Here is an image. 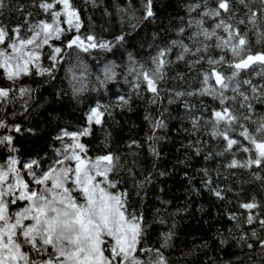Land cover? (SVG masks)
<instances>
[{
	"label": "snow or ice",
	"instance_id": "snow-or-ice-1",
	"mask_svg": "<svg viewBox=\"0 0 264 264\" xmlns=\"http://www.w3.org/2000/svg\"><path fill=\"white\" fill-rule=\"evenodd\" d=\"M85 2L93 8L103 5V0ZM6 7L5 0H0V10ZM32 7L40 10L42 18L34 20L33 13L20 4L17 11L24 15L23 23L10 26L0 22V78L9 82L8 87L0 86V148L8 152L0 162V264H171L165 253L172 247L176 221L173 219L160 233L159 247L148 245L146 237L151 225L143 212L131 205V193L121 188V180L113 178L123 166L121 157L111 151L90 156L88 146L82 142L92 134L93 126L103 127L105 117L111 116L107 106L96 103L90 107L83 127L60 130L56 139L62 147L46 168L37 159L25 162L15 155L17 137L34 135L37 129L9 120L6 113L9 105L19 102L23 114L30 116L37 89L18 82L41 77L44 83H51L59 67L73 56L76 63L68 69L69 83L72 98L79 100L89 90L92 75L81 54L91 55L94 50L110 53L124 47L145 22L158 20L157 0H140L139 8L132 0L117 5L114 10L122 27L111 40L92 29L82 31L85 21L73 0H34ZM185 7L187 19L180 18L182 26L175 29L176 39L157 43L160 33H153L152 42L141 45L150 49L145 61L128 52L125 80L137 94L141 88L149 93L151 104H159L163 102L161 93L165 91L170 66L184 62L196 73L199 87L167 89V102L182 100L192 130L197 132L203 127L213 140L223 143L222 150L204 155L205 160L214 156L226 159V163L218 165L215 177L224 172L235 175L232 170L245 169L264 186V113L257 111L258 105L264 106V48L253 51L249 39L252 32L257 43L264 42V0H190ZM104 15L111 16L112 12L104 7ZM88 21L92 23L91 17ZM242 25L245 30H241ZM69 34L70 38L65 39ZM213 50H218L219 55H212ZM118 68L115 62L104 63L95 76L96 83L103 87L116 80ZM242 74L249 78H242ZM252 76L259 79L253 80ZM177 78L185 77L178 74ZM63 95L62 91L56 93L57 97ZM184 97H211L216 106L206 107L201 100L197 108ZM118 99L123 107L130 98ZM164 112L155 119L145 117L153 128L147 139L155 158L161 156L156 144L163 139L155 135V130L167 127ZM108 135L106 132V138ZM200 144L197 140L196 145ZM196 145L191 146L199 156L202 147ZM133 146L140 147L139 142L132 141L129 147ZM201 171L203 186L217 200H226L231 189L221 188L209 169ZM128 172L133 175L132 169ZM152 182L149 173L134 185L135 195L141 196ZM183 211L187 209H177L170 215ZM157 212L159 215L160 210ZM228 218L235 222V230L221 237L222 245L232 240L237 246L264 251V235L260 234L264 232V202L255 196L239 201L237 210L229 212ZM159 223L168 221L161 216ZM245 225H258L260 231L256 227L246 229Z\"/></svg>",
	"mask_w": 264,
	"mask_h": 264
},
{
	"label": "trees",
	"instance_id": "trees-1",
	"mask_svg": "<svg viewBox=\"0 0 264 264\" xmlns=\"http://www.w3.org/2000/svg\"><path fill=\"white\" fill-rule=\"evenodd\" d=\"M33 2L34 0H5L7 7L0 10L2 12L0 22L10 26L23 23L24 15L17 11L20 4L25 5V11L33 13L34 20L42 18L43 14L40 10L32 7ZM132 2L136 8L140 7V0H132ZM189 2L190 0H157L160 12L158 20L152 23L145 22L136 32H133L124 47L114 49L110 53L94 50L91 55L81 54L92 75L89 77V90L84 92L79 100L72 98L69 83L71 73L68 69L76 63L74 56L59 67L56 79L51 83H44L41 77L24 78L19 81L18 84L37 89L35 99L31 101L32 114L24 115L22 104L17 102L7 107L8 119L21 123L25 128L34 127L37 131L34 135L25 134L17 137L15 144L18 151L15 155L26 162L37 159L43 167H48L57 158L56 150L62 147L61 141L56 139L60 130L67 127L69 131H75L83 127L88 109L96 103L105 105L111 112V116L105 117L103 127L93 126L92 134L84 137L82 142L88 146L90 156L111 151L121 157L123 166L118 169V174L113 178L121 180V188L128 189L131 193V205L138 211H142L146 221L151 225L146 243L159 247L160 233L166 231L174 219L176 235L172 240V247L165 253L169 256L171 264H264V251L259 247L249 250L246 247L237 246L232 240L226 245L220 243L221 237L235 230V222L228 218V213L237 210L239 201L253 196L258 201L264 202V186L259 181H254L250 172L245 169L232 170L235 175L221 169L224 174L215 177L218 165L226 163V159L214 156L212 159L205 160L204 155L207 152L222 150L223 143L213 140L207 134V129L203 127L197 132L192 130V122L182 106V100L172 104L167 102V89L180 91L199 87L196 73L190 71L182 61L172 64L163 85L165 91L161 93L163 102L159 104H151L149 93L141 88L137 94L125 80L128 52H132L139 60L145 61L150 49L146 44L141 45L145 41L151 43L153 33H160L157 43L176 39L175 29L182 26L181 17L187 19L185 5ZM73 3L81 9V16L85 21V28L82 31L92 29L97 35L108 40L120 33L122 25L114 9L117 5H123L125 0H103V5L98 8H93L85 0H73ZM104 7L112 12L111 16L104 15ZM89 17L92 23H89ZM208 23L210 25L212 21ZM123 27L126 31L128 30L127 25ZM241 30H245V26L242 25ZM70 36L71 34L65 39ZM249 39L253 51L264 48V42L257 43L256 36L252 32H249ZM185 42H188L187 39ZM47 51L48 49H45V52ZM212 55H219V51L213 50ZM110 61L119 65L117 79L101 87L96 83L95 76L99 74L102 65ZM76 71L79 74V70L76 69ZM178 74H183L185 78H177ZM242 78H249L248 74H242ZM251 78L259 79L255 76ZM0 86L8 87L9 82L0 78ZM61 91L64 95L57 97L56 93ZM119 96L130 98L128 105L120 107ZM183 99H188L190 103L197 105V108L200 107L201 100L206 107L216 106V102L211 97H184ZM165 108L166 112H164ZM257 111L264 113V106L258 105ZM13 112L19 114L12 116ZM161 112H164L167 127L155 130L156 136L163 137L156 144L161 156L155 158L151 154L147 139L152 135L153 128L145 117L151 116L155 119ZM195 114L200 113L197 111ZM106 132L110 133L107 138ZM197 140L201 141L200 145H196ZM132 141L139 142L140 147H129ZM191 145L202 147L201 155L197 156L195 147ZM7 155V150L0 148V162H3ZM205 168L213 173L216 183L221 188L231 189L226 200H217L203 186L201 170ZM128 169H132L133 175H129ZM158 172H166L167 175L159 176ZM149 173H152L153 182L145 186L141 196L135 195L137 189L134 185L142 181ZM193 188L199 189V193L193 191ZM164 201L169 203L165 204ZM185 208L187 211L179 215H170L177 209ZM161 216L168 221V224L159 223ZM251 227H256L257 231H260L258 225H245L246 229L250 230ZM260 234L264 235V232Z\"/></svg>",
	"mask_w": 264,
	"mask_h": 264
},
{
	"label": "rangeland",
	"instance_id": "rangeland-1",
	"mask_svg": "<svg viewBox=\"0 0 264 264\" xmlns=\"http://www.w3.org/2000/svg\"><path fill=\"white\" fill-rule=\"evenodd\" d=\"M20 160H22V161H25V160H23V159H21V158H19ZM26 162V161H25ZM25 179H29L28 177H25Z\"/></svg>",
	"mask_w": 264,
	"mask_h": 264
}]
</instances>
